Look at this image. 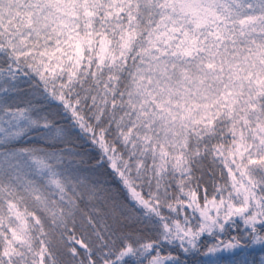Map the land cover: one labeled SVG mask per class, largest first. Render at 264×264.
<instances>
[{
	"label": "snow or ice",
	"instance_id": "snow-or-ice-1",
	"mask_svg": "<svg viewBox=\"0 0 264 264\" xmlns=\"http://www.w3.org/2000/svg\"><path fill=\"white\" fill-rule=\"evenodd\" d=\"M0 264H264V0H0Z\"/></svg>",
	"mask_w": 264,
	"mask_h": 264
}]
</instances>
